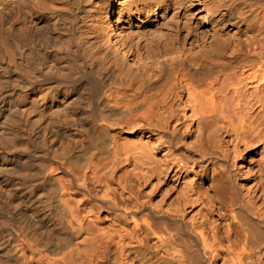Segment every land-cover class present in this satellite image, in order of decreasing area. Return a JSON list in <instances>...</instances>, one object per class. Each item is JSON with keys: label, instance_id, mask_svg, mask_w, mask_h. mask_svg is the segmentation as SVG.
I'll return each mask as SVG.
<instances>
[{"label": "bare ground", "instance_id": "1", "mask_svg": "<svg viewBox=\"0 0 264 264\" xmlns=\"http://www.w3.org/2000/svg\"><path fill=\"white\" fill-rule=\"evenodd\" d=\"M0 264H264V0H0Z\"/></svg>", "mask_w": 264, "mask_h": 264}, {"label": "rangeland", "instance_id": "2", "mask_svg": "<svg viewBox=\"0 0 264 264\" xmlns=\"http://www.w3.org/2000/svg\"><path fill=\"white\" fill-rule=\"evenodd\" d=\"M225 141H226V138H225V136H223V142H225ZM228 145H230V144L228 143ZM229 150H230L229 151L230 158L233 162L237 163L241 178L246 179V180H250V176L246 173L249 170V161L253 160L254 157H257L258 159L262 158L261 157L262 153H260V151H261L260 147L256 148L254 151H252L250 153H249V150H243L241 147H237V149H234L232 146H230ZM259 156H260V158H259ZM252 182L254 183V181H252ZM201 184H202V189H201L202 190V192H201L202 197L205 198V190H207V187L209 185V181L204 179L201 182ZM248 185H251V184L248 183ZM249 187L250 186H248L247 188H249Z\"/></svg>", "mask_w": 264, "mask_h": 264}]
</instances>
